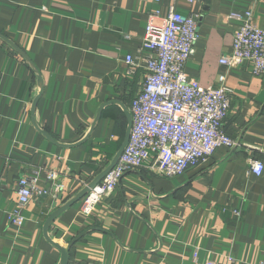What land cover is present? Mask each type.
<instances>
[{"label":"crops","instance_id":"0c3cea01","mask_svg":"<svg viewBox=\"0 0 264 264\" xmlns=\"http://www.w3.org/2000/svg\"><path fill=\"white\" fill-rule=\"evenodd\" d=\"M171 5L198 15L185 71L202 87L225 74L222 130L238 145L173 177L128 171L83 214L82 192L113 162L142 88L148 14L162 18ZM248 10L264 29V0H0V264H59L56 245L67 248L68 264H204L226 255L264 264V168L256 176L249 167L264 164V72L219 63L239 25L229 14ZM21 176H36L37 188L14 225Z\"/></svg>","mask_w":264,"mask_h":264},{"label":"built area","instance_id":"2783aa9c","mask_svg":"<svg viewBox=\"0 0 264 264\" xmlns=\"http://www.w3.org/2000/svg\"><path fill=\"white\" fill-rule=\"evenodd\" d=\"M192 3L194 0H187ZM239 21L229 55L219 63L233 67L248 62L255 75L264 72V29L253 22L250 10L231 13ZM196 13L181 14L171 5L164 17L159 12L148 14L139 50H147L145 73L141 90L130 105L129 136L115 164L99 182L89 187L81 206L83 214H91L101 198L115 189L122 176L131 170L146 167L151 172L173 177L196 167L210 158L219 147L234 148L238 143L227 136L222 126L230 108V90L225 74L217 75V86L202 87L190 78L185 64L197 41ZM123 38H130L122 34ZM130 69L136 63L128 58ZM250 172L259 176L264 164L250 161ZM57 174L49 172L48 179L55 191L62 185L54 183ZM36 176L18 178L16 209L9 216L14 225L23 223V210L36 190ZM239 216L238 210L232 212ZM230 255L221 261L204 264H235ZM245 264H262L246 262Z\"/></svg>","mask_w":264,"mask_h":264},{"label":"water","instance_id":"95a60500","mask_svg":"<svg viewBox=\"0 0 264 264\" xmlns=\"http://www.w3.org/2000/svg\"><path fill=\"white\" fill-rule=\"evenodd\" d=\"M39 85L41 86V83H39ZM38 98H39V95L38 96H36V98L34 99V101H33V107L35 106V104H36V102H37V100H38ZM130 125H131V116L129 115V126H128V128H127V131H126V135H125V138H124V141H123V144H122V146H121V148L118 150V152H117V154H116V156L114 157V159H113V162L111 163V165L109 166V167H107L106 169H104L98 176H97V178L92 182V183H90V185L87 187V188H85L84 190H83V192L82 193H84V192H86V191H88V189H89V187H91V186H93L94 184H96L97 182H99L100 180H101V178L104 176V174L115 164V162L117 161V159H118V157H119V155H120V153H121V151H122V149H123V147H124V145L126 144V142H127V139H128V136H129V130H130ZM73 201V200H72ZM71 201V202H72ZM71 202H69V203H71ZM69 203L68 204H66V206H64V207H67L68 205H69ZM62 209V208H61ZM61 209H59V210H56L50 217L52 218V217H54ZM49 220H50V218H49ZM57 246V248L60 250V252H61V257H60V262H59V264H68V250H67V248H65V247H62V246H60V245H56Z\"/></svg>","mask_w":264,"mask_h":264}]
</instances>
